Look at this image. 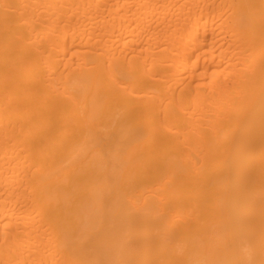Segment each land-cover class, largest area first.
I'll use <instances>...</instances> for the list:
<instances>
[{
    "label": "bare ground",
    "instance_id": "obj_1",
    "mask_svg": "<svg viewBox=\"0 0 264 264\" xmlns=\"http://www.w3.org/2000/svg\"><path fill=\"white\" fill-rule=\"evenodd\" d=\"M0 264H264V0H0Z\"/></svg>",
    "mask_w": 264,
    "mask_h": 264
}]
</instances>
